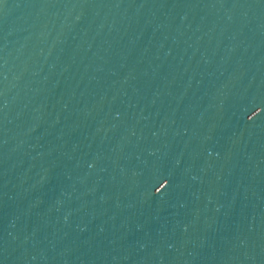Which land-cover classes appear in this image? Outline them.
<instances>
[{
	"label": "water",
	"instance_id": "obj_1",
	"mask_svg": "<svg viewBox=\"0 0 264 264\" xmlns=\"http://www.w3.org/2000/svg\"><path fill=\"white\" fill-rule=\"evenodd\" d=\"M0 264H264V0H4Z\"/></svg>",
	"mask_w": 264,
	"mask_h": 264
},
{
	"label": "snow or ice",
	"instance_id": "obj_2",
	"mask_svg": "<svg viewBox=\"0 0 264 264\" xmlns=\"http://www.w3.org/2000/svg\"><path fill=\"white\" fill-rule=\"evenodd\" d=\"M4 0H0V4H3Z\"/></svg>",
	"mask_w": 264,
	"mask_h": 264
}]
</instances>
